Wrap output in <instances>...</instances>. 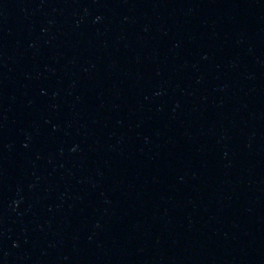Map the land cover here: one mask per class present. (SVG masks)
I'll return each instance as SVG.
<instances>
[{
    "label": "water",
    "instance_id": "1",
    "mask_svg": "<svg viewBox=\"0 0 264 264\" xmlns=\"http://www.w3.org/2000/svg\"><path fill=\"white\" fill-rule=\"evenodd\" d=\"M0 264H264V0H0Z\"/></svg>",
    "mask_w": 264,
    "mask_h": 264
}]
</instances>
